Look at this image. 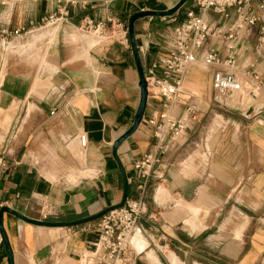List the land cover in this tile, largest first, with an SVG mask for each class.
<instances>
[{"label":"crops","instance_id":"0c3cea01","mask_svg":"<svg viewBox=\"0 0 264 264\" xmlns=\"http://www.w3.org/2000/svg\"><path fill=\"white\" fill-rule=\"evenodd\" d=\"M68 1L0 0V264H11L8 248L13 264H85L99 236V216L125 198L148 207L140 221L144 240H134L140 248L134 264H263L264 97L246 110L217 105L213 79L227 68L199 62L181 94L198 115L175 147L157 150L148 120L163 103L148 100L141 125L115 151L140 100L129 35L127 42L101 40L79 27L90 18L127 29L134 14L165 12L181 0ZM189 6L190 0L171 16L135 23L145 71L164 54ZM64 7L68 20L53 33L32 29ZM209 15L223 30L236 20L234 10L227 18ZM20 29L32 30L20 37L1 34ZM41 41L48 48L37 52ZM208 51L223 60L234 56L238 73L250 70L264 80V16L233 52L219 37L197 58ZM184 109L170 112L179 117ZM148 155L156 162L144 187L134 164Z\"/></svg>","mask_w":264,"mask_h":264},{"label":"built area","instance_id":"2783aa9c","mask_svg":"<svg viewBox=\"0 0 264 264\" xmlns=\"http://www.w3.org/2000/svg\"><path fill=\"white\" fill-rule=\"evenodd\" d=\"M75 4L74 1H68ZM184 21L173 29L165 46L164 54L159 55L154 63L145 71L148 100H159L163 103L162 112H155L148 120L153 128L152 135L156 140L157 150L161 153L171 151L177 140L186 135L198 115L197 107L181 97L184 80L189 69L199 62L205 67L224 66L226 72L217 73L212 83V100L219 106L232 109L240 107L244 101H237L242 93L251 101L264 97V80L253 71L238 73L236 59L229 56L226 60L216 51H208L199 59L196 53L215 37L224 40L228 52H233L244 34L248 37L253 32L257 22L264 16V0H190ZM254 8L259 12L254 13ZM230 10L236 14L235 22L226 30L219 26L220 20L210 18V13L221 18H227ZM68 11L53 14L42 22L47 26L58 25L68 20ZM95 22L86 18L80 25L82 32L92 33L101 40L127 42L128 32L121 24L116 27L109 21ZM29 30H3V36L20 37L29 34ZM241 102V103H240ZM174 106L184 107V112L175 117L170 112ZM53 114V113H52ZM80 145L86 146L85 134L78 136ZM156 159L152 155L144 157L134 164V170L144 187L152 177ZM2 165V164H1ZM4 166V165H3ZM148 213L144 200L126 199L122 206L111 208L103 214L98 222V239L93 250L85 257V264H134L139 252L133 245L134 236L142 235L140 221ZM0 241H3V231L0 225Z\"/></svg>","mask_w":264,"mask_h":264},{"label":"water","instance_id":"95a60500","mask_svg":"<svg viewBox=\"0 0 264 264\" xmlns=\"http://www.w3.org/2000/svg\"><path fill=\"white\" fill-rule=\"evenodd\" d=\"M187 1L188 0H181L177 6H175L171 10H168L165 12H153V11L139 12V13L131 16L129 19L127 32L129 35L132 52H133V55L135 58V62L137 65V70H138L139 78H140L139 85H138L139 89H140V100H139V105H138L132 126L129 128L128 131H126L122 136H120L118 138V140H116V142L114 143L115 151H116L117 147L123 141H125L128 137H130L139 128V126L141 125V123L143 121L145 111H146L147 102H148V92H147V82H146V78H145V70H144V66L142 63L141 54H140V51H139L138 46H137V40L135 37V23L137 21L144 19V18H147V17H168V16H171V15L177 13L186 4ZM125 200H126V198L124 199L121 206L125 203ZM109 210L105 211L103 214H105ZM2 212H8V213H10L14 216H17L18 218L26 221V222H28V223H31V224L45 225V223H42V222L31 221V220L23 217L19 213L15 212L9 208H3ZM103 214H101L99 217H101ZM59 225L60 224H56V226H59ZM8 254H9L10 263L13 264V255H12L11 250L9 248H8Z\"/></svg>","mask_w":264,"mask_h":264},{"label":"rangeland","instance_id":"374dc122","mask_svg":"<svg viewBox=\"0 0 264 264\" xmlns=\"http://www.w3.org/2000/svg\"><path fill=\"white\" fill-rule=\"evenodd\" d=\"M224 21V19L222 20V22ZM46 24L47 23H43V24H41L40 26H34L32 29H37V28H41V27H44V28H46V30L45 31H47L48 33H53L54 32V28L57 26V25H54V26H47L46 27ZM32 29H30L29 31H31ZM49 40V39H48ZM43 41V40H42ZM40 42V43H38L37 45H38V47H36V49H38V51L37 52H39L40 50L42 51L43 49L44 50H47V48H48V45H46L45 46V43L44 42ZM45 47H44V46ZM36 46V45H35ZM19 48H21V47H19ZM32 49V48H31ZM30 54H31V51H30ZM39 56H41V54H39ZM199 65L201 66V67H203V68H205L201 63H199ZM261 98L263 97V96H260ZM241 98H243V99H238V98H236V102L237 101H244V104H242L240 107L238 106V107H232V110H238L239 108H242V109H247L248 107H246V105L247 104H250L251 102H253V101H251L250 100V97H247V95L245 94V93H242V95H241ZM241 103V102H240ZM248 106V105H247ZM217 125H223V120L222 119H219L218 120V124ZM263 264H264V261H263Z\"/></svg>","mask_w":264,"mask_h":264},{"label":"bare ground","instance_id":"6f19581e","mask_svg":"<svg viewBox=\"0 0 264 264\" xmlns=\"http://www.w3.org/2000/svg\"><path fill=\"white\" fill-rule=\"evenodd\" d=\"M80 156H82V155H80ZM139 236L141 237V239H143V237H142V235L141 234H139V233H137L134 237H135V239L133 238V245L136 247V249H137V251H139L140 250V248L135 244V242H137L138 240H139ZM134 240H135V242H134ZM144 240V239H143Z\"/></svg>","mask_w":264,"mask_h":264}]
</instances>
